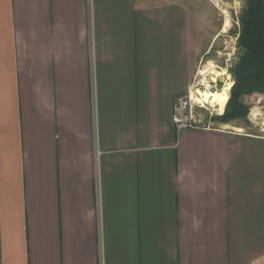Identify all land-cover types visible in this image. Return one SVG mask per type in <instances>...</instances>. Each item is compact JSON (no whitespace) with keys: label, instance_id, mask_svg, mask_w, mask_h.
I'll list each match as a JSON object with an SVG mask.
<instances>
[{"label":"crops","instance_id":"0c3cea01","mask_svg":"<svg viewBox=\"0 0 264 264\" xmlns=\"http://www.w3.org/2000/svg\"><path fill=\"white\" fill-rule=\"evenodd\" d=\"M208 1L0 0V264H264V134L171 121Z\"/></svg>","mask_w":264,"mask_h":264},{"label":"rangeland","instance_id":"374dc122","mask_svg":"<svg viewBox=\"0 0 264 264\" xmlns=\"http://www.w3.org/2000/svg\"><path fill=\"white\" fill-rule=\"evenodd\" d=\"M201 1L207 3L206 0ZM245 1L247 0L208 1L211 5L210 12L213 15L211 18L207 16L210 20L211 29L214 28V31H217L220 36L213 43L211 49L206 54L202 55L199 60L195 69V76L192 80L191 88L184 96L191 93L193 97H197V101L202 102L201 97L198 95L199 92L205 91V89L209 86L213 89L211 92H220L221 89L223 90L225 86L229 85L227 100L229 99L230 86H232L233 83L232 74L229 72L237 60V50L235 48V18L239 15ZM202 13L205 14L204 17L206 18V10L202 11ZM212 18L214 22L212 21ZM214 76L217 77L215 78V81H212ZM202 103L205 105L207 110L202 109L201 111H196L198 119L205 125L213 127L214 123L217 122L213 121V118L222 115L225 107L223 108V112H219V107L215 104ZM244 104L248 107L246 118L247 124L240 132H243L244 130L245 132L256 135L264 134V95L248 96L244 99ZM217 123L219 124L220 122ZM242 123H244L243 120H235L232 123H224L222 126H228L229 124L244 126ZM234 131L237 130L235 129Z\"/></svg>","mask_w":264,"mask_h":264},{"label":"trees","instance_id":"16d2710c","mask_svg":"<svg viewBox=\"0 0 264 264\" xmlns=\"http://www.w3.org/2000/svg\"><path fill=\"white\" fill-rule=\"evenodd\" d=\"M263 1H245L235 18L237 60L229 72L233 83L224 112L214 117L213 121L232 123L243 120L245 127L248 107L244 104V99L252 95H264Z\"/></svg>","mask_w":264,"mask_h":264},{"label":"built area","instance_id":"2783aa9c","mask_svg":"<svg viewBox=\"0 0 264 264\" xmlns=\"http://www.w3.org/2000/svg\"><path fill=\"white\" fill-rule=\"evenodd\" d=\"M264 10V1H263ZM235 24L237 22L235 21ZM213 91L209 86L205 89ZM197 97H193L191 93L186 96L176 97L172 103L171 121L175 129L187 130V129H207L210 128L198 119L196 111L206 109L202 102L197 101ZM220 115V114H218Z\"/></svg>","mask_w":264,"mask_h":264},{"label":"bare ground","instance_id":"6f19581e","mask_svg":"<svg viewBox=\"0 0 264 264\" xmlns=\"http://www.w3.org/2000/svg\"><path fill=\"white\" fill-rule=\"evenodd\" d=\"M217 76H214L212 78V81H215V78ZM227 91H229V85L225 86V88L223 90L221 89L220 92H211L209 90H206V91H203V92H199L198 95L201 97L202 102H204L206 104H215L216 106L219 107L218 111L219 112H223V108L225 107L226 102H228V100H227ZM252 115H253V113H252Z\"/></svg>","mask_w":264,"mask_h":264}]
</instances>
